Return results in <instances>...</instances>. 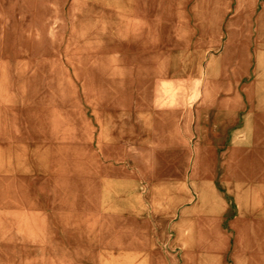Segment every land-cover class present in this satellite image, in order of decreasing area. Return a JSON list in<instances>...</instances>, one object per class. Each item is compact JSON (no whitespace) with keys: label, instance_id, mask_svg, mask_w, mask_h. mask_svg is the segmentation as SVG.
I'll list each match as a JSON object with an SVG mask.
<instances>
[{"label":"rangeland","instance_id":"obj_1","mask_svg":"<svg viewBox=\"0 0 264 264\" xmlns=\"http://www.w3.org/2000/svg\"><path fill=\"white\" fill-rule=\"evenodd\" d=\"M258 5L262 0H0V95L24 101L18 174L25 185H55L24 189V213L48 195L58 213H80L81 183H89L90 203L101 164L104 176L130 172L133 211L163 216L156 222L169 261L182 255L184 264H255L257 240L264 247ZM13 60L32 65L16 73ZM112 108L134 124L119 125L115 140L103 124ZM98 132L115 155L96 157ZM181 198L170 217L167 203Z\"/></svg>","mask_w":264,"mask_h":264},{"label":"crops","instance_id":"obj_2","mask_svg":"<svg viewBox=\"0 0 264 264\" xmlns=\"http://www.w3.org/2000/svg\"><path fill=\"white\" fill-rule=\"evenodd\" d=\"M261 27L264 31V0L256 10L257 42ZM262 45H264V32H262ZM13 61L17 65L16 73L19 71L22 73L24 65H32L31 60ZM213 63L212 59L208 62L209 77L214 73ZM23 87L21 85V92ZM12 90L13 88L8 91ZM11 93L9 92L8 97ZM8 97L0 95V188L4 190L2 199L6 202L3 205L0 204L2 206L0 208V264H184L182 255L176 256V260L169 261L167 250L163 251L161 248L157 222H163V216L152 212L137 214L132 210L131 206L134 202H130L128 194L134 190L135 181L130 172L127 176H121L110 173L108 170V174L104 176V166L96 164L97 178H100V181H96L95 191H92L95 197L90 203L88 202L89 183L83 181L81 188L84 190L82 191L84 195L81 198L80 213L72 215L70 211L64 212L65 209L63 213H58L57 209H60L57 205L60 204L48 195L42 197L46 199L43 201L38 196V203L34 201L30 208L32 212L25 214L24 189H50L55 185L40 179L31 180L30 186L25 185L23 176H19L23 170L20 165L18 166L16 158L23 155V144L20 142L22 143L23 140L24 101H12ZM20 102L21 106H19ZM129 119L120 120L115 109L111 111L110 116L106 117L103 124L110 126L109 135L112 140L116 138L114 134L118 133L119 125L133 124ZM100 135L98 132L96 157L115 155L114 144L110 147L106 144L104 148L105 142ZM81 139L82 155L87 156V134H83ZM38 140L37 137L36 141ZM18 146L21 148L18 149ZM109 149L112 152L111 150L109 152ZM81 169L84 173L87 172V166ZM90 188L94 186L90 184ZM175 188V194H183L181 184L176 185ZM8 190H16V192L13 194ZM62 202L63 205L66 203L65 200ZM178 203L182 204V198L177 199L176 204L167 203L169 207L166 210H169L170 217L176 215L174 210ZM24 215L30 218L28 219V221L31 220L30 223L24 224ZM178 220L177 217L176 222ZM162 224L160 223V226ZM256 247L255 264H264V247L260 250L259 240ZM192 252H195L194 247ZM192 264H195L194 258Z\"/></svg>","mask_w":264,"mask_h":264}]
</instances>
